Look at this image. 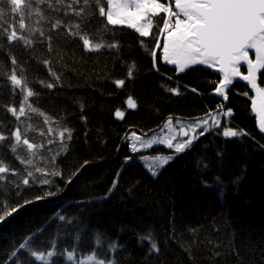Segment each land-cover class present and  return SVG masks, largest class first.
I'll return each instance as SVG.
<instances>
[{"label":"trees","instance_id":"obj_1","mask_svg":"<svg viewBox=\"0 0 264 264\" xmlns=\"http://www.w3.org/2000/svg\"><path fill=\"white\" fill-rule=\"evenodd\" d=\"M160 2L173 7L175 0ZM92 9L95 15L90 24L94 32L104 28L106 18L99 16L95 4ZM57 15L64 18L60 12L52 13L49 19ZM162 17L166 18V14L160 13L153 19L160 21ZM8 19L15 22L18 18L13 15ZM36 19L33 16L31 20L26 19V23L35 27ZM41 23L47 34L50 24ZM16 27L19 30L18 23ZM162 27L160 23L159 28ZM107 28L112 31L103 33V40L119 42V59L115 50L107 48L87 52L81 41L71 37L55 38L52 52L48 51L47 43L37 42L26 50L19 46V41L14 46L7 44L6 36L0 38V67L5 71L10 68L9 50L22 64L27 61L24 67L28 69L30 86L41 93L30 101L36 100L35 106L45 114L30 113V118L21 117V121H16L5 108H0V132L10 135L19 127L22 137L35 145L32 150L20 145L17 154L0 148V159L19 172L18 176L9 178L20 184V195H16L14 187L0 184V202L15 205L25 198L45 196L20 208L0 224V258L23 235L38 229L43 231L34 237L37 242L34 247H45L48 240H55L61 251L71 250L73 245L78 248V260H85L95 250L107 252L108 258L123 260L124 264H141L148 241L138 242L136 233L144 234L149 227L154 228L157 243L168 248L165 255L171 264H214L215 246L220 245L217 251H226L233 232L237 245L246 243L249 235L253 241L264 238V149L258 147V143L264 144V135L252 111L249 97L255 94L251 87L244 81L235 82L225 103L214 91L220 76L210 69L194 65L178 73L162 59L157 61L159 71L153 68V58L141 47L140 41L145 42L147 49L154 50L157 57H162L165 34L159 33L155 24L148 37H141L126 26L107 25ZM24 34L30 35L29 32ZM157 40L159 48L155 46ZM45 59L52 61L51 67L61 76V83L53 89L36 82L53 81L48 68L39 62ZM133 61L138 69L135 79L125 80L124 87H117L113 81L125 78L127 66ZM242 72L247 73L246 69ZM5 83L0 77V103L18 106L21 97H12L9 89L2 87ZM162 84L179 85L183 94L174 96L165 92ZM258 84L264 87V78L258 79ZM129 96L137 103L135 110L127 107ZM81 102L85 105L83 113L79 108ZM221 102L234 113L231 118L222 117V127L225 119L230 120V127L245 130L250 133L249 137L224 138L205 133L190 149L179 154L163 145L143 153L131 150L129 134L153 136L169 117L173 121H195L210 109L215 112ZM117 109L125 112L124 119L115 116ZM81 115L87 117V124L80 120ZM45 117L49 118L47 123ZM65 126L73 129L67 152L63 151L59 136ZM217 152L224 153L222 163ZM145 154L155 157L174 154L175 158L153 179L144 163L137 159ZM17 155L31 163L21 164ZM127 156H132L133 161L120 173L117 188L109 193L115 174ZM84 161L89 163L84 165ZM201 161L209 167L204 168ZM77 169H80L79 174L73 176ZM28 171L33 172L32 177L27 176ZM57 172L60 174L54 175ZM217 176L221 178L220 185ZM237 177H240L239 183H233ZM24 178L29 179L30 186L22 184ZM70 178L71 184L67 183ZM44 180L49 183H42ZM136 181L139 183L130 193L128 189ZM205 182L210 186L205 187ZM5 187L8 188L6 193ZM220 187L224 190L222 197ZM49 192L55 194L46 195ZM105 196L108 198L104 199ZM170 212L175 213L171 220ZM59 215L65 220H60ZM173 225L175 231L171 230ZM97 234L102 241L100 245L96 243ZM165 234L173 240L165 241ZM109 242L117 243L116 251L108 249ZM66 255L65 251L58 258L59 264H73ZM30 260L32 264H43L31 257Z\"/></svg>","mask_w":264,"mask_h":264},{"label":"snow or ice","instance_id":"obj_2","mask_svg":"<svg viewBox=\"0 0 264 264\" xmlns=\"http://www.w3.org/2000/svg\"><path fill=\"white\" fill-rule=\"evenodd\" d=\"M93 4L96 5L99 16L106 18L104 28L97 29L94 32L91 31L92 25L90 24L92 16L95 15L92 9ZM42 5H46V7H41ZM60 12H63L64 18L57 15L49 19L52 13L59 14ZM160 13H165L166 18L162 17L160 21H154L153 18L159 16ZM13 15L18 18L15 22L8 19ZM33 16L37 18L34 22L35 27L26 23V19L31 20ZM69 17H74L75 19H65ZM42 21L50 24L47 34L41 23ZM17 23L19 30L16 27ZM160 23L163 25L162 28H159ZM5 24H7V27H5ZM154 24L159 33L165 34L162 57H157L154 50L147 49L144 41H140V45L145 47L146 51H149L153 58V68L156 71H159V68L156 67L159 59H162L168 65H175V70L178 73H183L194 65L214 68L223 76L214 89L218 96L223 97V101L229 99L227 89L232 85L234 78L246 81L255 92V96L249 97V99L251 100L252 111L258 118L259 130L264 133V87L258 84V79L264 78V0H175V10H173L170 3H162L160 0H0V38L6 36L7 44L14 46L19 41V46L24 47L26 50L31 49L35 43L40 42L47 43L48 51L52 52L54 50L52 41L55 38L71 37L73 40L78 39L81 41L84 50L87 52H100L101 49L107 48L109 51L115 50L116 58L119 59V42L115 40L113 42H105L103 40L102 34L112 31L107 28V25L126 26L134 29L139 36L148 37ZM26 32H29L30 35H25L24 33ZM90 32L92 38H90ZM97 37L99 38L97 39ZM155 46L157 48L160 47L159 40L156 41ZM250 52L254 53V58L250 55ZM8 59L10 60V68L5 71L3 67H0V77H3L6 81L2 87L8 88L12 97L19 95L21 99L18 106L0 103V108H5L16 121H21V117L30 118V113H38L44 116L45 114L35 106L37 101H30V98H38L41 93L30 86L27 75L28 69L24 67L27 61L22 64L11 53V50L8 51ZM39 62L48 68L49 75L53 78V81L39 80L36 82L47 89L55 88L61 83V76L51 67L52 61L45 59ZM242 65L247 66V74L242 73ZM136 72H138V69L133 61L127 66L126 77L114 80L113 83L117 87L122 88L125 86V80L135 79L134 74ZM168 79H171V77H168ZM161 87L164 88L165 92H170L174 96L183 94L179 85L169 87L166 84H162ZM192 91L195 92L196 89L193 88ZM244 95L247 96L248 93H244ZM126 104L129 109L135 110L137 108V103L131 96L127 98ZM79 108L80 112L83 113L84 103L81 102ZM233 115V110L221 102L216 106L215 112L210 109L201 119L188 124H181L179 120L176 121L180 128V134L183 137H187V139L173 144V140L176 139L175 135H153L149 137L145 134V138L142 139L133 133L131 150L137 152L141 148H150L153 144H165L167 148L173 149L175 154H179L186 149H190L194 141L205 135V133L222 135L224 138L249 137L250 133L245 130L230 127V120L225 119L222 127L221 117L231 118ZM115 116L118 119H124L125 112L117 109ZM48 119L45 117V123L48 122ZM80 120L87 124L85 115H81ZM197 128H201L202 131L197 133ZM163 129H168L170 133L173 132L172 117L168 118L163 125ZM65 134H67L66 138ZM59 136L63 151L67 152L69 148L68 142L73 139V129L65 126ZM84 136L87 138V131H85ZM11 138H14V140ZM6 141L7 143H4ZM20 145H26L28 150H32L35 147L27 138L22 137L19 127L12 131L10 135L0 132V148H8L11 153L17 154V149ZM258 147L264 149V144L258 143ZM223 156V152H217V157L221 163ZM16 158L20 159L21 164L31 163L18 155ZM174 158V154L162 157H152L150 154H145L137 159L151 161L146 165L147 171L150 173L151 178L156 179L164 166ZM132 161V156L124 158L120 171L115 174L116 178L112 182L109 193L117 188L120 173ZM88 163V161H84V165ZM200 164L204 168L209 167V164L203 161ZM84 165H81V168ZM36 171H40V169H36ZM79 172L80 169H77L73 176L78 175ZM59 174V172L54 173V175ZM18 175L17 169L6 165L3 159H0V184L6 183L7 186L17 189L16 195H20V184H16L9 176L15 177ZM27 176L32 177L33 172L28 171ZM239 179L240 177H237L233 183L238 184ZM216 181L218 185L222 184L219 176L216 177ZM42 183L48 184L49 181L44 180ZM67 183L71 184L72 179H68ZM138 183L139 181H136L128 191L131 193ZM22 184L30 186L29 179L24 178ZM209 186L205 182V187ZM7 191L8 188L5 187L4 192L6 193ZM54 194L49 192L46 195L51 196ZM219 194L221 197L223 196V187H220ZM44 198L45 196L37 195L34 198L22 199L21 202L15 205L0 202V224L7 217L18 212L20 208ZM107 198V196L104 197V199ZM174 215V212H170L169 219L171 220ZM59 219L63 221L65 217L59 215ZM123 230L121 228V231ZM171 230L175 231L174 225ZM42 231L43 229H38L31 234L23 235L20 241L13 244L10 251L3 258H0V264H32L30 257L37 262H43V264H59L58 258L63 256L65 251L67 253L66 259L73 261V264H88V262L92 261H94V264H124L123 260L108 258L107 252H96L95 250L88 254L85 260H78L76 256L79 251L78 248L73 245L71 250L65 249L61 251L57 247L55 240H48L45 247H34L37 243L34 237L37 236L38 232ZM136 235L138 242L148 241L146 253L141 258V264H171L165 255L168 252V248L163 246V243H157L154 236V228L149 227L144 234L137 232ZM232 237V241H230L226 251H217L215 249H218L220 245L215 246L212 254L214 264H264V238L253 241L249 235L246 238V243L237 245L235 243V232H233ZM76 239L79 241V235H77ZM172 240V236L165 234V241ZM96 243L97 245L102 244L99 234L96 236ZM49 247L52 250H48ZM117 247L116 242H109L108 244L110 251H116ZM120 247L123 246L121 245ZM25 253L28 255H25ZM216 258H219V260L217 261Z\"/></svg>","mask_w":264,"mask_h":264},{"label":"rangeland","instance_id":"obj_3","mask_svg":"<svg viewBox=\"0 0 264 264\" xmlns=\"http://www.w3.org/2000/svg\"><path fill=\"white\" fill-rule=\"evenodd\" d=\"M173 10H175V6L173 5ZM164 38H165V36H164ZM164 41H165V39H163V41H162V46H163V43H164ZM221 119H222V117H221ZM176 121L177 120H174L173 121V132H169L168 131V129H161L159 132H157V134L155 133L154 135H162V136H168V135H175V137H176V139L175 140H173V144H175L176 142H178V141H180V140H183V139H187V137H183L181 134H180V128H179V125H177L176 124ZM180 121V123L181 124H188V123H190V122H193V121H183V120H179ZM196 121V120H195ZM196 131H197V133H199L200 131H202V129L201 128H197L196 129ZM136 135H138V136H140L142 139H144L145 138V136H143V135H139V134H136ZM190 135H191V132H190ZM152 136V135H151ZM131 137H132V134L130 135H128V137H127V139L129 140V142H130V146H131V144L133 143V141L131 140ZM150 137V136H149ZM164 146V147H166V145L165 144H153L152 145V147H150V148H141L140 149V151H138V152H148V151H150L149 149H151V148H153V147H156V146ZM139 146V145H138ZM167 148V147H166ZM167 149H169V148H167ZM171 150H173V149H171ZM174 151V150H173ZM152 157H155V156H152ZM162 157V156H161ZM143 163H144V165H145V167H146V165L148 164V163H150L151 161H142ZM147 168V167H146ZM92 263H94V261H92V262H88V264H92Z\"/></svg>","mask_w":264,"mask_h":264},{"label":"water","instance_id":"obj_4","mask_svg":"<svg viewBox=\"0 0 264 264\" xmlns=\"http://www.w3.org/2000/svg\"><path fill=\"white\" fill-rule=\"evenodd\" d=\"M174 6H175V3H174ZM164 39H165V38H164ZM250 55L253 56V58H254V53H253V52H250ZM162 62H163V60H162ZM163 63H164V62H163ZM164 64H165V65H168V64H166V63H164ZM168 66H170V67H176L175 65H168ZM201 66L207 68V67L204 66V65H201ZM207 69H210V70L216 72V73L220 76V80L223 78L222 74H221V73H218L214 68H207ZM242 69H246V71H247V66H246V65H242V66H241V71H242ZM242 73H243V72H242ZM246 74H247V73H246ZM237 81H243V80H240L239 78H234L232 85H230L229 88L227 89V93H228L229 89L233 86V84H234L235 82H237ZM244 82H246V81H244ZM246 83H247V82H246ZM253 92H254V91H253ZM254 94H255V92H254ZM219 97L223 100V97H221V96H219ZM224 102L226 103V101H224ZM262 134L264 135V133H262Z\"/></svg>","mask_w":264,"mask_h":264}]
</instances>
